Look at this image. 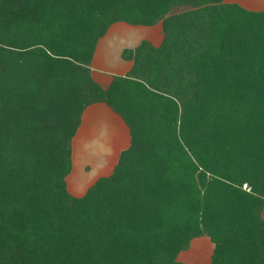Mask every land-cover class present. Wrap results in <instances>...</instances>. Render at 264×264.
<instances>
[{
  "label": "trees",
  "instance_id": "trees-1",
  "mask_svg": "<svg viewBox=\"0 0 264 264\" xmlns=\"http://www.w3.org/2000/svg\"><path fill=\"white\" fill-rule=\"evenodd\" d=\"M188 1L1 0L0 264H159L204 235L213 264H264V193L247 176L264 175V11L173 13ZM116 22L165 37L124 50L132 71L105 89L92 62ZM95 103L131 144L76 197L72 139Z\"/></svg>",
  "mask_w": 264,
  "mask_h": 264
},
{
  "label": "rangeland",
  "instance_id": "rangeland-1",
  "mask_svg": "<svg viewBox=\"0 0 264 264\" xmlns=\"http://www.w3.org/2000/svg\"><path fill=\"white\" fill-rule=\"evenodd\" d=\"M0 2H1V0H0ZM197 3L198 2L195 3L194 1L189 0L185 4H179V5L174 7L173 13L174 14L183 13L184 11L199 9L203 6L210 5L209 2H205L204 3L205 5H203V4L197 5ZM223 4H231V3H228V2H226V0H224ZM223 7L224 6L221 5V8H223ZM258 19H260V18H258ZM258 19H255L253 17L250 18V20L253 22L257 21ZM258 21L260 23L264 24L263 18L261 19V21L260 20H258ZM116 23L118 24V26L114 29L112 28V30H111V27L113 25H115ZM116 23L112 24L107 29L106 33L101 38V39H103L105 36H107V34H109V30L111 31L110 35L102 41V43H104V44L100 43V45H102V46L99 49L100 52L98 54V58L96 61V65H98L100 67L103 66L105 63H108L106 56L109 53L110 60H113V62L116 63L117 68H121L122 65H121V62L119 61V58H120L119 51L121 50V47L123 46V44H124V48H125L124 50H126V49L131 50L130 47H133L136 45H137L136 47H138L141 43H143V41L151 43L153 45H154V42H152V40H157L158 37H162L161 43H163V41H164L165 36H164L163 27H162L161 22L158 23L157 25H154V26L130 25L126 22H116ZM249 24H252V23H249ZM113 27H115V26H113ZM100 45L98 42V46H100ZM125 45H126V47H125ZM97 47H96V50H97ZM156 47H158V46H156ZM105 65H107V64H105ZM92 73H93V70H91V77L94 79ZM100 122L101 123L99 125L101 127H99V128L93 129V127H88L87 129H85V132L89 133V134H87L85 137L83 135V134H85V132H83L82 137L84 140H81V138H79L81 141L77 142V145L80 146V147H78L77 153L79 154V151L82 152V150H84L82 152V154L77 155V157L80 156V158L85 159V160H83V164L86 163L85 162L86 159L89 161V163L90 162L95 163L96 160H98L97 163H101V162L104 163L107 153H108V155H113V153H110L106 149V147L107 148L109 147L108 145H109V143H111V139H113V133H112L111 129H109L110 124L104 125L103 120H100ZM75 136L72 139V149H74L73 144H74ZM88 137H90V138L94 137V138L86 140L85 138H88ZM118 142L119 141H116V143H118ZM116 143L115 142H114V144H113V142L111 143V144H113L112 145L113 149L115 147H119L120 144L118 145ZM229 143H230L229 146H231V147L237 146V145H235L236 144L235 141L234 142L230 141ZM105 144H108V145L105 146ZM81 148H83V149H81ZM103 149L106 150L107 152L106 153H105V151L102 152ZM115 163L116 162H114V164ZM90 164L93 165V163H90ZM100 165L102 166V164H100ZM255 165H256V163H254L252 166L256 167ZM260 165H263V164H260ZM257 169H258L257 167H256V169H250V174H248L247 176H249V179L253 178L252 180L256 181V182L255 181L254 182H255V187L258 189V190L256 189L257 190L256 194L258 195L259 193H264V184L261 187H259L258 183H257V182H262V181L264 182V175L259 174L257 172L258 171ZM78 170H80V169L78 168ZM101 170H102V168L99 166V167L95 168V170L91 171V174L95 173V172L96 173L101 172ZM199 175H200V173L198 172L197 173L198 183L200 184V187L203 189L202 190L203 193L207 194L209 192V190L202 187V181H201V178L199 177ZM92 177H93V175H90V173H88L85 176L84 181L90 180ZM209 177L214 179L212 175H209ZM71 182L73 183V181H71ZM219 182H220V184H225L221 178H219ZM214 183L215 182H213V181L211 182L210 180H208L206 182V185L209 186L208 189H213L215 187ZM243 189L245 191H248V192L249 191L252 192V190H253L251 188V186L248 184H244ZM183 191L185 192V189H183ZM258 191H259V193H258ZM209 193H210V196L211 195L213 196L212 192H209ZM213 202H216V200H214L213 198L212 199L210 198L209 203L213 204ZM215 249H216V244H215V242L212 241V239L209 236L204 235V236L194 237V238H191L184 245V247L179 252H177V254L175 256L171 255V257L168 259H165L164 257H162V260H160L159 264L168 263L169 261H171L173 256H174V258H173L174 261L177 263H180V264H213L214 263L213 262V256H214ZM151 261H152V259L149 262H151Z\"/></svg>",
  "mask_w": 264,
  "mask_h": 264
},
{
  "label": "crops",
  "instance_id": "crops-1",
  "mask_svg": "<svg viewBox=\"0 0 264 264\" xmlns=\"http://www.w3.org/2000/svg\"><path fill=\"white\" fill-rule=\"evenodd\" d=\"M226 2L237 3V4L241 5L243 8L250 10V11H257V12L264 11V0H226ZM113 26H115V27H113ZM113 26L111 27V30H112V28L113 29L116 28L118 26V24L116 23ZM110 32L111 31L109 30V34H107V36H105L103 39H101L99 41V45H100V43H102V41L106 37H108L110 35ZM161 38L162 37H158L157 40H152V42H154L155 46L161 45V42H162ZM102 44H104V43H102ZM101 46L102 45L97 47V50H96V53H95V56H94V59L92 62V70H93L92 74H93L94 80L96 82H98L99 84H101L103 86V88L107 89L115 77H126L132 71L133 62L125 60L123 58V53H124V49H125L124 44H123V46L121 47V50L119 51V53H120L119 54L120 55L119 61L121 62V65H122L121 68H117L116 63H114L113 60H110L109 53L106 56L108 63H105V64H107V65L104 64L103 66L100 67V66L96 65V61H97L98 54L100 52L99 49ZM136 46H133L130 48L134 49ZM125 47H126V45H125ZM100 120L104 121L103 122L104 125L110 124L109 129H111V131L113 133V139H111V143L113 142V144H114V142L116 143V141H119L116 144H118V145L120 144V145H119V147H115L113 149L112 148L113 144H111V143H109V145L105 144V146H107V145L109 146L108 148L106 147V149L110 153H113V155H108V153H107L104 163L103 162L97 163L98 160H96L95 163L90 162V163H93V165H92L86 159V161H85L86 163L83 164V160H85V159L80 158V156L77 157V155L82 154V152L84 150H82V152L79 151V154L77 153L78 147H80L77 145V142L84 140L82 137V134H83V132H85V129H87L88 127H93V129L101 127L99 125L101 123ZM87 134H89V133L85 132V134H83V135L86 137ZM90 137L85 138V139L89 140V139L94 138V137H92V138H90ZM79 138H81V140ZM130 144H131V134H130L129 126L124 121V119L119 114H117L110 106H108L105 103H95V104H92L89 107H87L85 109L83 115H82L81 125H80L79 130H78V132L75 136V139H74V144H73V148H74L73 149V171L67 177V184H68L69 192L76 197H81V196L85 195L87 193V191L89 190V188L91 186H93L99 179L104 178V177H109L114 172V169H115V167L119 161L120 154L124 150L129 148ZM81 149H83V148H81ZM104 151H105V153L107 152L106 150L103 149L102 152H104ZM114 162H116V163L114 164ZM100 164H102V166ZM99 166L102 168L101 172H97V173L95 172V173L91 174V171L95 170V168H97ZM77 167L80 170H78ZM88 173H90V175H93V177L90 180L84 181V178ZM71 181H73V183ZM261 216L264 220V208L262 210Z\"/></svg>",
  "mask_w": 264,
  "mask_h": 264
}]
</instances>
